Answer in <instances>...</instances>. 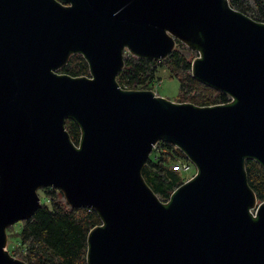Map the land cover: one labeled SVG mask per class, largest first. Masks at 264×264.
<instances>
[{"label":"water","instance_id":"water-1","mask_svg":"<svg viewBox=\"0 0 264 264\" xmlns=\"http://www.w3.org/2000/svg\"><path fill=\"white\" fill-rule=\"evenodd\" d=\"M177 40L201 52L193 76L231 102L121 88L126 50L165 59ZM72 53L90 77L58 73ZM162 140L197 168L167 202L142 174ZM248 158L264 167V23L229 0H0V264H30L7 249V228L35 213L42 187L101 216L89 264H264Z\"/></svg>","mask_w":264,"mask_h":264},{"label":"trees","instance_id":"trees-1","mask_svg":"<svg viewBox=\"0 0 264 264\" xmlns=\"http://www.w3.org/2000/svg\"><path fill=\"white\" fill-rule=\"evenodd\" d=\"M238 11L264 23V0H229ZM198 51L177 40L174 50L165 59L138 57L124 54V67L117 76L121 88L126 90H153V84L162 80L160 72L167 69L180 81L178 102L197 106H214L231 102V95L210 86L192 74V62ZM73 77H90V65L82 53H72L67 64L59 71ZM177 102V101H175ZM65 128L71 141L79 145L82 129L78 122L68 117ZM191 168L186 171L183 166ZM248 183L264 201V167L254 158L246 161ZM192 172L191 177L184 174ZM197 172L196 166L185 152L172 142L162 140L156 144L142 169L147 184L163 202L169 201L173 192ZM41 205L26 220L7 228L9 251L30 264H89V232L103 223L99 213L86 207L71 206L63 191L55 187H42L38 193ZM65 197V198H64Z\"/></svg>","mask_w":264,"mask_h":264},{"label":"rangeland","instance_id":"rangeland-1","mask_svg":"<svg viewBox=\"0 0 264 264\" xmlns=\"http://www.w3.org/2000/svg\"><path fill=\"white\" fill-rule=\"evenodd\" d=\"M184 43V42H183ZM185 46L190 47L188 44L184 43ZM130 54L128 50L125 51V55ZM59 73V72H58ZM160 76L162 77V80H157L153 84V90L158 96H162L166 99H169L171 101H179L178 99L180 95V81L176 77H172L167 69H163L160 72ZM192 172L194 168H191ZM192 172L185 173L184 175L187 177H191ZM39 194L42 196V200H44V194L42 192H39ZM65 198V197H64ZM11 241L8 239V246L7 249H9V244Z\"/></svg>","mask_w":264,"mask_h":264},{"label":"built area","instance_id":"built-area-1","mask_svg":"<svg viewBox=\"0 0 264 264\" xmlns=\"http://www.w3.org/2000/svg\"><path fill=\"white\" fill-rule=\"evenodd\" d=\"M197 53H198V56H197L196 58L201 57V52L198 51ZM196 58H195V59H196ZM231 100H232V99H231ZM190 168H191V166H189L188 164H185V165L183 166V169L186 170V171L190 170ZM252 212L255 214V213H256V210H252Z\"/></svg>","mask_w":264,"mask_h":264}]
</instances>
